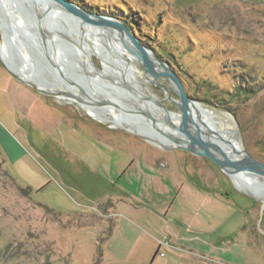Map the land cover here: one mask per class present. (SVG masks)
I'll use <instances>...</instances> for the list:
<instances>
[{"label":"rangeland","instance_id":"374dc122","mask_svg":"<svg viewBox=\"0 0 264 264\" xmlns=\"http://www.w3.org/2000/svg\"><path fill=\"white\" fill-rule=\"evenodd\" d=\"M65 1L92 14L130 22L143 45L175 70L189 98L230 117L247 152L264 164V0ZM36 8L33 0H0V34L7 60L12 66L25 67L35 79L36 84L31 83L46 91L12 77L0 55V264H225L197 249L188 250L189 246L178 248L169 240L170 248L160 250L164 257L154 262L147 246L144 251L137 246L122 261L108 255L104 241L114 222L109 214L114 207L109 206L118 204L120 210L127 205L118 193L122 192L119 186L129 184L135 173L130 170L119 182L120 168L133 163L137 169L140 162L150 165L147 175H156L153 168L160 163L168 165L174 180L204 184L207 193L221 196L223 204L234 210L236 227L243 229L229 230L219 222L190 226L176 216L170 221L165 217L170 233L214 246L218 237H224L220 247L244 249L242 261L235 259L231 264H264V207L256 196L239 191L230 176L210 160L165 150L139 134L115 127L112 117L105 122L92 116L100 120L96 121L81 105L47 91L50 83L73 84L87 95L91 86L98 96L104 93L102 82L94 85L89 79L105 78L83 69L89 57L64 34L65 30L84 34L82 24L78 21L80 28L71 20L47 19L45 29L60 37L58 42L43 44L38 35L44 36V28L27 12L36 13ZM86 46L91 63L103 70L101 58L107 55ZM124 51L121 47L132 71L142 72L137 62L132 66ZM80 56L84 63L79 68ZM51 57L64 66H59L61 73ZM121 67L122 72L126 70ZM112 73L120 79L116 71ZM157 82L177 99L166 79ZM239 82L249 93L233 96ZM140 83L133 86L139 85L141 94L157 99L169 113L179 114L158 86L143 77ZM121 89L129 93L127 87ZM10 100L12 109L5 107ZM133 110L152 127L142 111ZM247 181L255 190L264 189L257 177ZM108 197L111 201L104 202Z\"/></svg>","mask_w":264,"mask_h":264},{"label":"bare ground","instance_id":"6f19581e","mask_svg":"<svg viewBox=\"0 0 264 264\" xmlns=\"http://www.w3.org/2000/svg\"><path fill=\"white\" fill-rule=\"evenodd\" d=\"M47 10H51V15H61L63 13V11H61L56 6H47V4L44 2L43 3L41 2V4L37 6V8L34 10L36 13L32 12L33 10L27 11L30 12V16H32V18L37 19L40 22L41 27L44 28V36L41 38L38 35L39 39L43 42V44L47 41L50 43L58 42V39L60 37L56 32L49 31L48 27L47 29L49 33L46 32L47 29H45V27L47 25H45V21H46L45 15L48 12ZM16 22L18 23V20H15V23ZM82 27L84 29L83 31L84 34L82 33V35H80L81 37L78 34H73L67 30H65L64 34L66 36L69 35L72 41L80 46V53L84 54L86 58L87 56L89 57V61H87L88 63L85 64L83 62V58L80 56L79 58L81 62L79 61L77 62L78 67L80 68L81 63H84L83 64L84 70L86 68L88 69L87 72H89V70H93L96 74L106 79V80L101 79L98 76L89 79V82L92 84L94 83V85L95 83H97V81L102 82L103 84L102 86L104 87L103 89L104 93L99 94L97 96L96 94L93 93L94 90L93 87L90 86L91 88L90 87L88 88L89 95H87L84 92L79 91L76 85L73 84L60 85L57 83H50L48 87H46L47 91L54 93L56 97L65 96L71 102L81 105L82 106L81 108L86 113L90 114L91 117L92 116L102 117L103 121L105 122H110L113 119V124L115 127H121L126 129L128 132L139 134L145 137L150 142L154 143L155 145L170 147L171 144L163 137V135L160 134L163 131L170 134L173 133L161 121L162 115H163V120L166 118L165 113L163 112V110L157 108L150 99H147V98L155 99L154 97L140 93L142 91V88L139 87V85L141 84L140 83L141 78L143 77L144 79H147L144 76L143 72H138V74H136L134 71H132V68L127 65V63L124 60L123 53L120 52L121 47L123 48V50H125V48L121 45V43L117 40V38H115L114 34L108 33L107 31L101 28L89 26L87 24L82 25ZM20 30H22V28H20ZM2 39H3V34H0V55L4 59L3 61H5L6 64L10 65L11 68L14 69V71L18 74V76L21 79L26 78L28 81L35 83V79L27 71L25 67H23L22 65L12 66L9 63V61L7 60V56L4 52L5 47L3 46L4 44ZM87 44L91 45L92 47L91 49H93L94 53H97L96 51L99 50L102 51L105 55H107L104 56L105 59L101 58V61L103 63V70H98L95 67V65L91 63L92 58L90 57V52H88L86 46ZM124 52H126V54H129L127 50H125ZM126 56L131 60L132 66H136V62H137L136 59L130 54ZM52 63L53 66L56 68V70L61 73L59 66L62 65H60L59 62H57L56 58H52ZM121 65L125 67L126 70L124 71L126 72L124 71L122 72L123 68L121 67ZM62 67L63 69H65L64 66ZM112 71H116L118 73L120 77L119 80L113 75ZM134 82L139 84L138 87L133 86ZM108 84L109 85L113 84V86H109ZM124 85H126L131 90H133L135 94L140 97V99L135 98L133 95L127 93V91L121 89V87ZM148 102L152 103L153 105ZM95 107L99 109H95ZM133 109H138L139 111H143L152 115L156 119V121L154 123L150 122L149 120L148 121L154 129L152 127H149L146 124V122H143L140 119V116H138V113ZM192 113L194 120L197 123L199 122L196 115H198L200 120L205 123V126H207L211 131H214L216 134L220 136L219 137V136H215L214 134L213 135L210 134V136H208L206 139L211 140L216 144H219L229 154L232 153V149L234 147L238 148L236 129H234L230 117L203 108L201 107L200 104L194 105V107L192 108ZM169 114L172 122L178 124L180 114H173V113H169ZM94 117H92L94 120L100 122L99 119H96ZM199 125L203 127L202 124L199 123ZM224 140L228 141L230 144L226 145L224 143ZM234 157L239 158L238 156L235 155ZM255 177L246 173H238V174L230 175V178L233 184L235 185V187L239 191L246 190L250 194L256 196L258 200L262 203L261 207L263 208L264 189L255 190L247 184L248 179H252V178L254 179ZM258 181L261 183V185H263L262 183L264 182L262 179L258 178ZM255 184L256 183H254V185Z\"/></svg>","mask_w":264,"mask_h":264},{"label":"crops","instance_id":"0c3cea01","mask_svg":"<svg viewBox=\"0 0 264 264\" xmlns=\"http://www.w3.org/2000/svg\"><path fill=\"white\" fill-rule=\"evenodd\" d=\"M7 103L5 107L12 109V101ZM194 163L197 165L196 160ZM131 164L120 168L121 175L119 177V182H121L125 173L130 170L135 172L134 177L131 178L133 180L129 184L127 182L120 183L119 186V190L122 192L118 193L121 194L124 201H127V205L122 206L120 210H118L120 207L118 204L109 206L112 209L114 207V211L109 212L114 216V222L110 236L104 241L108 255L122 261L137 246L143 251L146 250L144 246H147L148 249H152L151 255L154 262L155 258L159 257L156 255L157 242L166 238L178 248L185 246L190 247L188 250L197 249L217 263L231 264L235 259L242 261L244 249L236 245L220 247V243L225 242L226 238L224 237H218V243L214 246L211 242L208 244L198 242L193 238H186L184 234H172L168 231L165 217L170 221V217L174 218V216L180 222H188L190 226L192 223L202 227L205 224L210 225L211 222H219V225L226 223L229 230L243 231L240 225L236 227L235 212L228 204H223L224 200L221 196L207 193L204 184L195 185L191 182L170 178L168 165L158 163L153 168L156 170V175L150 176L145 171L149 170L150 166L147 162L137 164L138 171L136 165ZM199 170L203 175L201 167ZM200 181L202 184L204 179L202 178ZM107 201H111V198L108 197V200L104 202ZM141 250H139L140 253Z\"/></svg>","mask_w":264,"mask_h":264},{"label":"water","instance_id":"95a60500","mask_svg":"<svg viewBox=\"0 0 264 264\" xmlns=\"http://www.w3.org/2000/svg\"><path fill=\"white\" fill-rule=\"evenodd\" d=\"M33 1L37 4V6H39L41 2H44L47 6H56L63 11L61 15H51V10H47L48 12L46 15L48 16L45 15V20L50 18L71 20L79 26L80 22L82 25L87 24L92 27L101 28L108 33L115 35V38H117L125 50H127V52L136 59L139 68L148 79L149 83L156 85L163 90L166 94V100L174 104L179 110V122L178 124H175L170 118L169 111L159 101L153 98H147L150 99L157 108L163 110L166 116L163 123L173 132L172 134L167 132L160 133L171 144L169 148L163 147V149L183 151L195 157L206 158L215 164V166L228 177L233 174L246 173L256 176L264 182V164L258 162L250 156L243 144L239 131L236 130L238 148L234 147L232 149L233 154L227 153L222 146L206 139L210 136V134H214L215 136L219 135L205 126V123L200 120L198 115H196L198 122L202 124L203 127H201L199 123L194 120L192 108L195 104L199 103L194 102L187 96L180 80L168 67V65L157 59L152 50L141 44L134 33L121 21L109 16L89 13L79 6L65 0ZM38 26L41 29L39 21ZM1 31L2 28L0 25V32ZM6 67L7 72L15 79L26 82L42 92H46L41 90L37 85L32 84L30 81L21 79L14 69L10 68L7 64ZM159 79H166L169 82L172 90L177 95V99H173L168 90L157 82ZM124 86L127 87L126 85ZM127 89L131 95L140 99V97L136 95L133 90L129 87H127ZM143 115L151 122H155V118L150 114L143 112ZM224 143L226 145L230 144L226 140H224ZM234 155L239 158H235ZM262 184L264 186V183Z\"/></svg>","mask_w":264,"mask_h":264},{"label":"trees","instance_id":"16d2710c","mask_svg":"<svg viewBox=\"0 0 264 264\" xmlns=\"http://www.w3.org/2000/svg\"><path fill=\"white\" fill-rule=\"evenodd\" d=\"M125 26H127L133 33H134V35L139 39V41H140V43L141 44H143V41L140 39V37H139V35L137 34V32H136V30H135V28H134V26L130 23V22H127V21H121ZM173 69V68H172ZM173 71H175L174 69H173ZM180 82H181V84H183L182 83V81L180 80ZM240 83V84H239ZM237 85H236V87H235V90H234V94H233V96L234 95H240V94H247V93H249V89L248 88H243V87H241V82H239ZM187 94V93H186ZM187 96H188V94H187ZM189 97V96H188Z\"/></svg>","mask_w":264,"mask_h":264},{"label":"built area","instance_id":"2783aa9c","mask_svg":"<svg viewBox=\"0 0 264 264\" xmlns=\"http://www.w3.org/2000/svg\"><path fill=\"white\" fill-rule=\"evenodd\" d=\"M162 248H166V249L170 248V244H169V242L167 241L166 238H164L161 241H159L158 248H157V254H156L159 257H164V254L160 252V250Z\"/></svg>","mask_w":264,"mask_h":264}]
</instances>
